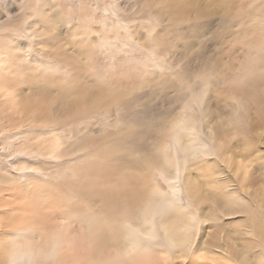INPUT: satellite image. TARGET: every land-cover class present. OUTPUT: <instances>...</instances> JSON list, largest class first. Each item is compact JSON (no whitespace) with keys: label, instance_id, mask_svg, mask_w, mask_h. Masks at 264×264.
<instances>
[{"label":"bare ground","instance_id":"6f19581e","mask_svg":"<svg viewBox=\"0 0 264 264\" xmlns=\"http://www.w3.org/2000/svg\"><path fill=\"white\" fill-rule=\"evenodd\" d=\"M44 1L54 6L52 0ZM135 1V10L143 14L142 18L147 17V11L157 2ZM263 13L245 21L255 31L248 34L250 38L259 33L251 49L256 48L257 53H264ZM158 15L161 17L157 14L155 18ZM30 34L35 36L33 31ZM5 36L0 38V57L6 51L12 56L21 54L20 63L29 58L36 61L47 58L39 52L51 48L45 41H37L31 51L27 43L16 45L9 36L7 46ZM0 59V114L3 117L0 136L5 137L8 131L13 133L34 127L55 133L68 123L85 119L88 114L105 112L113 104L119 122L116 135L105 128L97 130L99 134L104 133V138L92 145L81 141L63 146L54 141L46 147L14 148L11 138L3 142L0 151L14 163V168L18 166L23 175L41 179L45 175L39 168L40 161L58 164L82 154L78 164L70 165L67 186L78 192L79 203L86 202L91 211L71 215L79 232L75 234L64 225H37L39 220L34 223L33 218L31 221L29 218L37 210L29 212L26 209L30 206L21 204L17 212L0 218V236L5 240L0 243V260L7 261L12 250L16 264H264V188L243 190L240 184L247 180L251 169L243 163L245 159L237 157L241 154L238 147L243 152L258 145L264 147V63L255 64L253 71L242 79L228 81L220 88L223 93L218 92L220 79L208 76L193 80L178 89L175 96H163L169 108L158 110L157 104L150 103L152 96L160 98V94L154 92L147 95L151 96L147 103H140L147 97L145 95H133L134 98L121 101L124 96L119 97L116 87L80 91L58 87L61 90L52 91L47 89L50 85L44 79L46 88L38 85V90L30 96L19 98L5 81L18 66L8 67L9 58L2 56ZM204 68L201 67L205 72ZM184 77L186 82L191 78ZM111 144H114V152L104 153L105 146ZM262 158L261 169L264 170V155ZM27 159L35 160L32 168L25 167ZM149 175L162 183L165 190L158 189L148 179ZM216 179L228 180L225 191L218 187L214 191ZM5 183L0 178V188ZM68 187L64 186L65 190ZM33 189L36 194L41 192L38 187L33 186ZM57 191L60 194L59 189ZM30 193L24 196H32ZM30 199L28 197L29 203H25L36 202L41 208L48 202L47 199H43L45 202ZM3 206L0 205V210ZM236 216L246 219L244 226L237 223ZM224 219L231 220L232 225ZM222 220L229 228L233 226L231 232L225 230L228 226L222 224ZM205 228L214 231L205 237ZM232 236H238L247 246L231 248ZM50 253L51 258H48Z\"/></svg>","mask_w":264,"mask_h":264},{"label":"rangeland","instance_id":"374dc122","mask_svg":"<svg viewBox=\"0 0 264 264\" xmlns=\"http://www.w3.org/2000/svg\"><path fill=\"white\" fill-rule=\"evenodd\" d=\"M52 2L54 6L44 0H0V25L3 26H0V38L6 35L3 38L7 46L9 42L6 38L9 36L16 45L27 43L31 51L35 49L37 41L46 42L47 46L56 49L53 51L50 48L39 52L47 58L41 57L38 61L29 58L23 63L19 62L21 54L12 56L11 52L6 51L1 55L5 59L9 58L6 66L13 68L18 66V69L11 71L14 75L11 73L5 81H8L10 89L19 98L30 96L41 84L44 88L49 84L51 87L48 86L47 89L51 88L54 91L60 88L65 91L73 88L80 91L116 87L119 90H117L119 97L124 96L121 101L139 95L147 96L153 92L156 95L160 94L159 99L156 96H152L153 98L147 96L145 98L148 100L143 98L140 103H147L146 101L151 98L150 103L157 104L156 109L161 110L167 106L164 101L165 95L175 96L178 89L187 86L193 80L211 76L220 79V87H218L220 89L224 88L225 84L250 74L255 64L264 63V53L260 51L257 53L256 48L255 52L251 50L254 42L259 39V33L256 32L250 38L248 34L255 31L245 24V21L253 15L264 11V0H157L149 9L151 13L147 11L145 18H142V13L135 10L137 7L135 0H52ZM157 14H161V17L158 15V19L155 18ZM40 28L46 32L43 33ZM31 31L35 32V36H31ZM203 66L206 68L205 72L201 69ZM195 68L198 70L195 71ZM192 69L195 70L189 74ZM188 75L191 78L186 82L184 76ZM43 79L49 83L46 84ZM219 89V93L224 92ZM107 109L105 112L88 114L79 122L68 123V126L66 124V127L55 133L38 127L13 133L8 131L4 133L7 134L5 137L0 136V149L8 138L12 139L14 148L29 145L46 147L54 141L60 142L63 146L81 141L92 145L104 138V133L97 132L101 128H105L113 135L117 134L119 122L116 105L113 104ZM0 119H3L1 114ZM238 148L241 154L237 151L235 153L241 156L237 155V157L245 159L243 163L250 165L249 169H251L247 180L240 184L243 190L253 191L264 188V170L261 169L264 147L258 145L244 152L241 147ZM103 152L108 154L114 152V144L108 145L107 148L105 146ZM81 157L82 154H78L58 164L40 161L39 168L45 175L44 179H41L20 173L18 166L14 168V163L0 151V178L7 183L0 188V205L4 204L0 210V218L5 219L8 213L17 212L21 204L25 206L27 204V207L30 206L26 209L29 212L37 210H35L36 214L33 213L35 211H31L33 216L29 217L30 221L31 218L34 223L39 220L36 223L39 226L64 225V228L68 226L78 234L77 223L71 215L74 212L79 215L91 210L86 202L79 203L78 192L67 186V180L71 175L70 165L78 164ZM34 162L35 160L27 159L25 167L28 165L32 168ZM258 164L259 169L256 168ZM47 167H50L49 171ZM51 174L54 175V179ZM225 176L227 177L226 174ZM147 177L157 185L158 189L165 190V186L152 175ZM219 180H215L214 191L218 190L217 187L225 191L228 180H220V183ZM33 186L38 187L41 192L36 194ZM64 186L68 189L65 190ZM27 191L29 195H32V191H35V194L24 196L25 193L28 194ZM69 193L70 196L75 197L74 199L71 197L70 201ZM64 195L65 197L67 195V198H64ZM27 196L31 198L30 200L47 199L49 203H45L47 206L42 205V208L41 205L38 207L39 204L36 202L28 204ZM14 200L16 204H13ZM234 219L237 223L245 225L246 219L244 220L243 216H236ZM224 220L226 222L227 219ZM225 222L222 224L228 226V229H225L228 231L233 226L229 228L231 222L229 224ZM203 230L205 237L214 231L208 228ZM225 230L222 231L225 233ZM4 242L1 235L0 243ZM244 242L238 236H232L230 246L231 248L247 246V242Z\"/></svg>","mask_w":264,"mask_h":264},{"label":"snow or ice","instance_id":"6c2138e0","mask_svg":"<svg viewBox=\"0 0 264 264\" xmlns=\"http://www.w3.org/2000/svg\"><path fill=\"white\" fill-rule=\"evenodd\" d=\"M51 255L50 253L48 258H51ZM7 264H16L15 253L12 250L8 253Z\"/></svg>","mask_w":264,"mask_h":264},{"label":"clouds","instance_id":"9594fccd","mask_svg":"<svg viewBox=\"0 0 264 264\" xmlns=\"http://www.w3.org/2000/svg\"><path fill=\"white\" fill-rule=\"evenodd\" d=\"M0 264H7L6 260H0Z\"/></svg>","mask_w":264,"mask_h":264}]
</instances>
